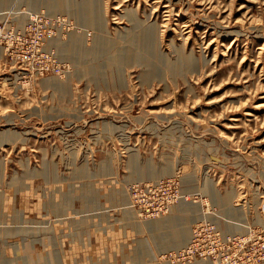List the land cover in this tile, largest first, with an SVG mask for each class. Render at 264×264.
<instances>
[{"label":"rangeland","instance_id":"1","mask_svg":"<svg viewBox=\"0 0 264 264\" xmlns=\"http://www.w3.org/2000/svg\"><path fill=\"white\" fill-rule=\"evenodd\" d=\"M95 11L103 32L83 0L0 7L104 45L69 57L55 44L77 31L49 39L66 72L39 80L0 45V264H264V0Z\"/></svg>","mask_w":264,"mask_h":264},{"label":"built area","instance_id":"2","mask_svg":"<svg viewBox=\"0 0 264 264\" xmlns=\"http://www.w3.org/2000/svg\"><path fill=\"white\" fill-rule=\"evenodd\" d=\"M71 26V25H70ZM70 26L61 24L56 18H50L42 13L30 17L23 29H18L12 22L5 20L0 23V45L4 47L5 56L10 57L12 65L23 67L25 77L34 80L44 76L61 75L65 70L54 48H46L49 39L61 36ZM168 207L165 206L164 209ZM191 243L188 249L191 251Z\"/></svg>","mask_w":264,"mask_h":264},{"label":"bare ground","instance_id":"3","mask_svg":"<svg viewBox=\"0 0 264 264\" xmlns=\"http://www.w3.org/2000/svg\"><path fill=\"white\" fill-rule=\"evenodd\" d=\"M99 1L100 0H83V3L85 5V7H86V12H84L83 15H80L82 13V12H80V14H79L80 16L79 17L76 16V18L79 19V21L81 22V24L83 23L82 26H84V25L90 26V27L96 26V27H98L99 31L101 30L103 32L104 31L103 22L101 20H99V16L97 14V11H95V9H97V6L99 5ZM2 4H4V0H0V7H1ZM68 9H70V11H67V12H71V8H65V9H63L60 6H58L57 8H54L52 10H55V11H59V10L60 11H66ZM72 11H73V8H72ZM42 14L46 15L45 13H42ZM47 16L50 17V18H56V19H58L60 21V23L61 24H64L65 26L72 25L71 21L70 20L68 21V19L66 17L64 18L63 16H54V15L53 16L47 15ZM128 19H129V21H134L135 20V14H134V12L132 10L129 11ZM5 20L10 21L8 18H6ZM10 22H12V20ZM153 25H156V24H153ZM14 26L16 27L15 24H14ZM223 28H226V27H223ZM18 29H23V27L22 28H18ZM77 29L78 28L75 29V27H72V29H69L68 28L67 31L65 30V33L64 34L70 33V32H73V31H77ZM213 29H215V28H213ZM85 33H86L85 30H83V29L80 28V30H78L76 32V34L75 33H73V34L71 33L69 35V40H68L69 44L67 43V45H65V43H63V42H62L63 44H59L58 42H56L55 48L58 50L59 53H60V51L61 52L63 51V53H64L65 50H66L67 51V55L69 57L71 55V51L74 49V46L76 48H78L80 46L81 47L82 54L87 55V56H95V54L97 55V54L103 52L104 51V48H103L104 45H103V42H102L103 40H101L100 37H98L97 39L93 40V41H95L94 44H96V45H93L92 47H88L87 45L84 46L85 44H84L83 40H81L79 42L80 37H83V39H84ZM229 33L226 31L223 34L224 35H228ZM57 37H60V35L57 36ZM60 46H65L67 49L65 47H60ZM174 47L176 49V46H174ZM4 52H5V50H4ZM60 90L62 91V89H60ZM236 224L238 226H243L242 223H236ZM155 226L157 227V223L155 224ZM153 227H154V224H149L148 225V228H153ZM188 243L189 242H186V244H185V241H184L183 244L181 245V247H183V248L187 247V244Z\"/></svg>","mask_w":264,"mask_h":264}]
</instances>
